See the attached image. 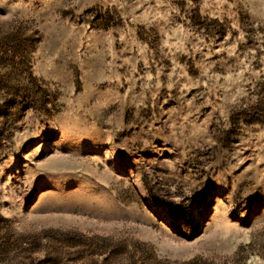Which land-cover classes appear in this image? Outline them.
<instances>
[{
    "label": "rangeland",
    "instance_id": "rangeland-1",
    "mask_svg": "<svg viewBox=\"0 0 264 264\" xmlns=\"http://www.w3.org/2000/svg\"><path fill=\"white\" fill-rule=\"evenodd\" d=\"M0 264H264V0H0Z\"/></svg>",
    "mask_w": 264,
    "mask_h": 264
}]
</instances>
